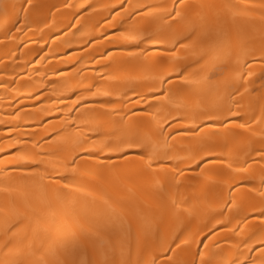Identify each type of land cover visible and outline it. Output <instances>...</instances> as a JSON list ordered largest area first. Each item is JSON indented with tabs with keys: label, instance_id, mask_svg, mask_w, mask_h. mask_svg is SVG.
<instances>
[{
	"label": "bare ground",
	"instance_id": "1",
	"mask_svg": "<svg viewBox=\"0 0 264 264\" xmlns=\"http://www.w3.org/2000/svg\"><path fill=\"white\" fill-rule=\"evenodd\" d=\"M0 264H264V0H0Z\"/></svg>",
	"mask_w": 264,
	"mask_h": 264
}]
</instances>
